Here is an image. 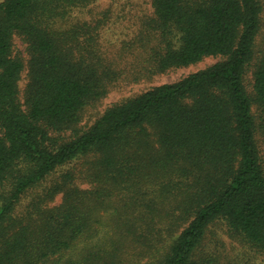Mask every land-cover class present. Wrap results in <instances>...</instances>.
Wrapping results in <instances>:
<instances>
[{"label":"trees","instance_id":"trees-1","mask_svg":"<svg viewBox=\"0 0 264 264\" xmlns=\"http://www.w3.org/2000/svg\"><path fill=\"white\" fill-rule=\"evenodd\" d=\"M93 1L0 3V264H128L182 229L151 264H213L199 250L218 219L264 252V0H152L124 45L138 53L131 72L103 52L100 20L60 26ZM15 36L28 55L23 103ZM208 57L224 60L118 102L83 130L86 109L121 79ZM112 208L107 225L99 216Z\"/></svg>","mask_w":264,"mask_h":264},{"label":"rangeland","instance_id":"rangeland-1","mask_svg":"<svg viewBox=\"0 0 264 264\" xmlns=\"http://www.w3.org/2000/svg\"><path fill=\"white\" fill-rule=\"evenodd\" d=\"M3 1L0 0V3ZM152 6V0H95L87 8L74 11L67 18L69 20L68 24L60 26L67 28L69 24L77 21L100 20L99 32L103 52L112 60L118 61L128 72H131L132 66L137 62L138 53L137 51L124 52V45L131 44L140 31L142 21L153 15L154 9ZM260 47L264 49V14L263 27L257 37V50H260ZM13 57L21 58L24 64L17 82L20 92L19 97L23 103L24 91L28 84V55L26 44L20 36L14 37ZM222 60H224L222 57H208L198 64L174 68L165 73L155 74L150 78H142L138 81L121 79L106 98L95 106L86 109L81 126L83 130H88L112 105L140 95L154 87L178 82L191 74L210 68ZM249 80H251V73L247 81L248 89L251 91ZM254 111H256V108ZM79 165L80 161L60 169L43 185L30 191L23 197L22 204L17 208L15 215L21 214L28 203L32 202L39 194H42L46 188L52 186L53 182L59 180L64 172L72 167L73 169L79 167ZM77 183L80 184L82 189L89 187L87 184ZM9 185L11 186V183ZM9 188L12 190V187ZM61 198L62 195L57 196L49 206L59 204ZM112 212L113 208L105 212L101 211L99 217L107 225H110L113 223ZM182 232L183 229L176 233L174 238L167 239L163 247L156 253L154 252L143 259H133L128 264H151V262H155L159 259L160 253L164 254L166 249L176 243ZM199 253L202 258L211 260L213 264H264V252L252 247L243 241L240 236H236V233L230 229L224 219H218L209 225Z\"/></svg>","mask_w":264,"mask_h":264}]
</instances>
